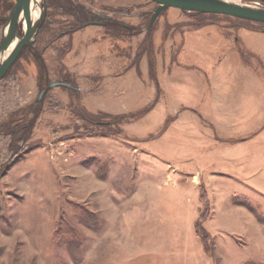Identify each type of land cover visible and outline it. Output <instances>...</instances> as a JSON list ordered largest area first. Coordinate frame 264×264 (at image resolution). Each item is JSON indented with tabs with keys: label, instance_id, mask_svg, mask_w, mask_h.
<instances>
[{
	"label": "rangeland",
	"instance_id": "obj_1",
	"mask_svg": "<svg viewBox=\"0 0 264 264\" xmlns=\"http://www.w3.org/2000/svg\"><path fill=\"white\" fill-rule=\"evenodd\" d=\"M16 2L0 0V20ZM71 4L102 25L73 30ZM156 7L149 0H42L46 13L35 43L0 82V264H151L133 258L122 227L139 225L129 212L159 194L166 200L152 201V208L177 206L186 218L191 210L210 218L226 213L218 218L223 230L211 229L221 235L232 220L227 203L241 207L262 232L238 223L224 244L215 237L217 264L227 263L228 245L234 257L264 264V169L245 179L254 190L233 184L222 168L200 164L192 184L190 168L173 165L192 152H201L204 166L222 154L210 149L220 136L201 121L213 113L214 83L237 108L255 96L258 131L264 125V26L170 8L149 27ZM108 21L122 34L106 30ZM52 83L70 88L55 87L40 99ZM251 146L245 152L253 156ZM225 182L239 190L227 197Z\"/></svg>",
	"mask_w": 264,
	"mask_h": 264
},
{
	"label": "crops",
	"instance_id": "obj_2",
	"mask_svg": "<svg viewBox=\"0 0 264 264\" xmlns=\"http://www.w3.org/2000/svg\"><path fill=\"white\" fill-rule=\"evenodd\" d=\"M254 56L256 57V55ZM220 76L221 75H217L216 77ZM217 84L214 83V87L212 86L213 92L209 96L211 100L210 103L213 106V113L210 116H205L204 114V117H201V121L203 124L209 125L211 128L213 127L218 138L220 136L218 140L214 139L213 143L211 144L212 148L210 149L212 150L213 148L219 147L218 149L223 151L222 154L221 152L220 154H217L216 161L214 160V162H205V166L203 161L204 158H199L200 155H198L201 154V152L189 153L185 156L187 159H184L185 157L182 155V158H180L181 162L179 164H172L176 166L175 171L184 167L185 169H187V167L190 168L187 169L189 170L187 174L190 178H192V184L198 182L196 173L199 174V172L194 170H198L200 168L212 170L213 167H217L218 169L216 170H220L221 168V170H224L222 172L229 177H227L228 179L233 181V184L252 188L254 183L245 179H250L248 176H258V174H261V171L264 169V139L262 138L264 136V125L258 131L257 128L260 126L258 124L262 123L256 122L254 118L255 112L252 111L253 109H251V104L253 101L255 102L256 98L255 96H250L246 101L247 103L243 105V108H237L239 104L230 101L225 94H222L223 88L220 87V84ZM183 107L184 105L181 106V108ZM188 108L191 109L190 107H187L186 109ZM179 116L180 115L176 116L175 120L179 119ZM260 119L262 120V118ZM187 133L191 135L190 132ZM192 133H195L194 129H192ZM200 134L202 135V132ZM254 138H256V140H254ZM205 144L207 145L206 140ZM251 145H254L256 152L260 153L259 156L256 152H254L253 156L249 155L250 152H245ZM215 152H217L216 149ZM203 153L205 154V152ZM199 164L201 165L200 168ZM206 164H208V166ZM207 178H210L208 181H211L210 175H208ZM225 184L228 185V182H225ZM236 185L229 183L228 186L231 188L229 190L230 194L227 195V197L231 196L234 191L239 190ZM181 189L183 188H179L177 190L178 192H176V196L178 197L177 200L182 201V198H184V189ZM253 189L258 190L256 187H253ZM238 193L240 194L242 191L240 190ZM236 196L237 195H234L233 197ZM226 198L224 200H226ZM157 199L159 200V206L162 205L163 201L166 200L163 196H161V194L158 196L155 195L152 196V200H146L150 201L149 205L145 204L146 208H144L142 211L134 210L129 212V215L135 213L136 217H139V225L137 224L138 221L135 220L134 226L133 224L131 225L127 223L128 229L125 232L123 230V228H125L123 224L122 235L124 236L125 234L124 238H126V234L128 235V232L130 235L128 236L129 240L125 247H129L130 251H134L133 258L137 256L138 259L151 262V264H217L216 257H212L207 253L202 241L196 235L195 223L199 217V211L194 212L191 210L188 218H186L182 209L175 208L177 206H174V209L169 208V210H166V212L161 209L152 208L154 206L152 201ZM227 204L231 208L227 211L228 217L232 219L229 221L231 223L229 224L230 226L226 228L227 230L224 229L227 233L223 232V235H221L220 233L211 232V229L213 228L215 231L223 230L222 227H219L221 224L220 222L222 221L218 220V218L220 216H224L225 218L226 213L220 214L218 211H215L214 217H211L205 223V228L212 236L214 244H216V242L218 243V241L224 244L227 238L236 235L238 229L235 228L237 227L238 223L241 225L243 224V226L244 223H246L247 226L250 225L252 229L254 227H258L259 231L262 232V226L257 223L253 216L251 217L247 212H245L244 209L235 204ZM141 225L145 226L141 227ZM137 226H139L140 229H137ZM248 229L251 228L248 226ZM133 231H135L134 237L132 236ZM218 236H221V238L220 240L218 239V241H216L215 237ZM130 238L133 239L132 243L130 242ZM140 238L143 240L142 242L137 241ZM232 243L235 244V242ZM232 243L230 241V244ZM230 247L232 246L228 245L227 247L229 259H227L226 256L224 257V260H227L226 264H229L228 262H231L233 259L235 260L234 264L249 263L248 256H243L241 259L237 258V256L234 257V248L232 249ZM131 256L132 255H130V257ZM148 258H150V260ZM254 258L258 259L256 257Z\"/></svg>",
	"mask_w": 264,
	"mask_h": 264
},
{
	"label": "water",
	"instance_id": "obj_3",
	"mask_svg": "<svg viewBox=\"0 0 264 264\" xmlns=\"http://www.w3.org/2000/svg\"><path fill=\"white\" fill-rule=\"evenodd\" d=\"M33 0H17L9 12L8 19L2 28V42L0 45V82L7 75L9 70L19 58L21 52L28 46L35 43L38 30L41 27L46 10L41 8V13L36 21L32 20L31 3ZM44 1V0H43ZM157 5L154 10L149 27L161 13L170 8L178 9L187 13H202L225 15L238 19L264 24V0H253L262 4V8H255L251 5L236 4L229 0H149ZM24 34H20V29ZM102 25L100 23H88L86 26ZM15 47L10 50L13 42ZM55 87H69L63 83H52L41 93L40 99L48 90Z\"/></svg>",
	"mask_w": 264,
	"mask_h": 264
},
{
	"label": "trees",
	"instance_id": "obj_4",
	"mask_svg": "<svg viewBox=\"0 0 264 264\" xmlns=\"http://www.w3.org/2000/svg\"><path fill=\"white\" fill-rule=\"evenodd\" d=\"M12 7H13V4L8 8L9 9L8 10V13L11 10ZM69 7H70L69 8V13H68V10H67V14L66 15L70 18V27H72L73 30H78L82 26L85 27V24L93 23V22H90V21H87L86 20L87 19V16L85 15V12H84L83 8H80V7H77V6L75 7L73 4H71ZM54 8H58V5H55ZM193 14L196 15V16H200L201 19H203L207 15H212V16H217V17L218 16H222V17L231 18V19H234L236 21L246 22V24L247 23H254V22H251V21H247V20H243V19H238V18H234V17H230V16H225V15L202 14V13H193ZM0 21L3 22V23H5L7 21V19H6V17H4ZM80 24H83V25H80ZM259 25H263L264 26V24H261V23ZM238 27H245V29L250 30V31H253L251 29V27H249V26L239 25ZM105 29L108 30L109 32L111 31V33L114 36H115V34L116 35H118V34L121 35L122 34L121 33V30L119 29L118 23H115V22H112V21H110V22L108 21L106 23ZM114 31H115V33H114ZM66 88H68V87H66ZM115 123H116V121H115ZM100 125L106 126L105 124H100ZM205 197H206V199H205ZM201 199L208 204L209 199L207 198L206 190H203L202 191V193H201ZM209 219H210L209 216H200L197 219L196 223H195V230H196V235L202 241V243H203V245H204L205 250L207 251V253L210 256L215 257V255L213 253V238H212V236L208 233V231L205 228V223Z\"/></svg>",
	"mask_w": 264,
	"mask_h": 264
},
{
	"label": "bare ground",
	"instance_id": "obj_5",
	"mask_svg": "<svg viewBox=\"0 0 264 264\" xmlns=\"http://www.w3.org/2000/svg\"><path fill=\"white\" fill-rule=\"evenodd\" d=\"M236 1H239V0H229V2H236ZM257 5L259 4L258 2H255ZM32 7H31V13H32V20L33 21H36L39 16H40V13H41V8H42V0H33L32 3H31ZM254 7V6H252ZM255 8H260V7H255ZM26 26L24 24L23 26V29H25ZM16 45V41L13 42L10 50H12ZM22 53V52H21ZM21 55V54H20ZM20 57V56H19ZM19 59V58H18ZM17 59V60H18ZM17 62V61H16Z\"/></svg>",
	"mask_w": 264,
	"mask_h": 264
},
{
	"label": "flooded vegetation",
	"instance_id": "obj_6",
	"mask_svg": "<svg viewBox=\"0 0 264 264\" xmlns=\"http://www.w3.org/2000/svg\"><path fill=\"white\" fill-rule=\"evenodd\" d=\"M93 23H100V22H93ZM101 24V23H100Z\"/></svg>",
	"mask_w": 264,
	"mask_h": 264
}]
</instances>
